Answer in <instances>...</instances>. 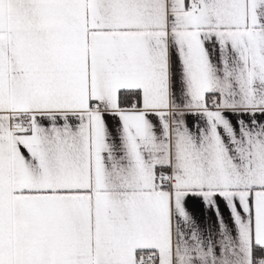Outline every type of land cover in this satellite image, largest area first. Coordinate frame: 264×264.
<instances>
[{
	"label": "snow or ice",
	"instance_id": "obj_1",
	"mask_svg": "<svg viewBox=\"0 0 264 264\" xmlns=\"http://www.w3.org/2000/svg\"><path fill=\"white\" fill-rule=\"evenodd\" d=\"M0 264H264V0H0Z\"/></svg>",
	"mask_w": 264,
	"mask_h": 264
}]
</instances>
